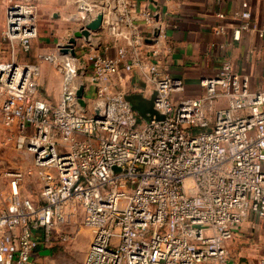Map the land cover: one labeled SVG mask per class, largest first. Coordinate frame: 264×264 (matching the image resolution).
Listing matches in <instances>:
<instances>
[{
	"label": "built area",
	"instance_id": "obj_1",
	"mask_svg": "<svg viewBox=\"0 0 264 264\" xmlns=\"http://www.w3.org/2000/svg\"><path fill=\"white\" fill-rule=\"evenodd\" d=\"M0 1V114L41 179L40 198L33 200L21 192L23 172H9L0 201V264H27L76 209L91 232L82 264H245L230 258L225 243L250 216L264 234V88L252 87L250 74L225 57L200 79V95H182L183 79L159 70L158 56L169 49L166 31L146 8L143 18L152 27L146 59L136 28L130 48L83 51L94 90L85 112L75 96L77 55L58 48L46 54L62 74L60 97L50 103L37 95L38 65L17 56L37 37V5ZM95 8L80 5L79 19ZM232 19L229 41L212 47L233 46L243 32L264 40V18L253 19L250 0L240 2ZM226 25L218 22L214 34ZM134 66L146 72L162 118L142 119L125 92L112 89L111 77ZM98 100L104 105L97 115ZM255 264H264V255Z\"/></svg>",
	"mask_w": 264,
	"mask_h": 264
},
{
	"label": "crops",
	"instance_id": "obj_2",
	"mask_svg": "<svg viewBox=\"0 0 264 264\" xmlns=\"http://www.w3.org/2000/svg\"><path fill=\"white\" fill-rule=\"evenodd\" d=\"M37 5L38 34L32 40L31 49L28 52L35 53L39 67L37 81V95L50 103H55L61 93L62 74L54 61L42 60L45 54H58L56 44L66 41L72 31L81 26L88 18L92 17L98 9L103 11V22L101 28L91 32L90 38L77 40L75 47L80 64V70L76 81L84 82V98L88 101L92 98L94 90L89 84L88 78L91 74V66L87 63L83 51L99 50L115 54L120 47L130 48L129 39L132 28L140 31L145 44L138 49L139 56L146 59L148 47L146 36H150L152 27L147 25L143 18L146 8L156 12V21L161 23L166 31L165 47L158 56L157 63L161 73L181 77L185 88L182 95L198 96L203 92L200 79L216 72L222 58H229L236 70L248 73L251 76V86L264 88V40L254 33L243 32L238 43L226 48L212 47L211 42H228L230 39L232 15L240 7L242 0H31ZM254 20L264 18V0H250ZM96 8L87 12L86 18L81 21L78 13L79 6L95 5ZM3 8V5H2ZM218 12L224 13V18L219 19ZM2 24L4 22V8L2 13ZM225 21L227 29L225 33L216 35L214 26ZM114 26V27H113ZM86 43L90 48L86 47ZM83 45V47H80ZM161 49H164L161 47ZM7 50H4V54ZM21 60V59H20ZM110 85L113 90L125 93L139 92L148 96L151 86L147 83L146 72L139 66H134L131 71L120 69L111 77ZM1 116V114H0ZM2 120V116H1ZM3 122V120H2ZM4 124V123H3ZM5 126V125H4ZM38 199V198H37ZM35 199V200H37ZM253 217V216H252ZM247 219L255 221V217ZM258 222V220H257ZM260 226V224H259ZM261 227V226H260ZM58 228L53 234L59 236ZM56 236V237H57ZM77 240V245L82 241L83 235ZM54 238V237H53ZM52 236L50 240H53ZM91 239V237H90ZM48 241H40L36 246L30 261L27 264H35L45 256L49 250ZM90 243V240H89ZM89 243L83 240L82 247L86 250L81 264L87 252ZM80 244V245H81Z\"/></svg>",
	"mask_w": 264,
	"mask_h": 264
},
{
	"label": "rangeland",
	"instance_id": "obj_3",
	"mask_svg": "<svg viewBox=\"0 0 264 264\" xmlns=\"http://www.w3.org/2000/svg\"><path fill=\"white\" fill-rule=\"evenodd\" d=\"M2 13L3 8L0 1V28ZM85 46L90 48L88 43ZM45 55L41 56L42 60L50 62L44 57ZM20 59L29 62L38 61V57L33 51L25 54L20 53ZM14 170H21L24 174L20 183L21 192L33 200L40 198L41 179L33 165L31 156L15 147L10 132L4 126L0 116V201L4 200L8 194L9 172ZM57 228L60 235H54L53 231L50 233V236L54 238L47 242L49 250L35 264H81L87 247L83 248L81 243L86 240L88 245L91 237V232L82 223L81 211L76 209L70 213L67 220L60 223ZM79 235H81L80 238L83 235L82 241H80L81 245H77ZM225 244L232 260L255 264L256 260L264 255V234L257 219L251 222L247 219L244 220L232 238L228 239Z\"/></svg>",
	"mask_w": 264,
	"mask_h": 264
},
{
	"label": "water",
	"instance_id": "obj_4",
	"mask_svg": "<svg viewBox=\"0 0 264 264\" xmlns=\"http://www.w3.org/2000/svg\"><path fill=\"white\" fill-rule=\"evenodd\" d=\"M156 17V12H155ZM103 22V11L102 9H98L94 12L93 16L88 18L83 24L77 28H75L72 33L68 36L66 41L58 42L56 44V47L58 50L62 53L70 54L71 56L76 55L75 47L77 45V39H85L88 40L90 38L91 32L98 31ZM158 32L157 28L154 29L153 34L156 35ZM84 82L79 81L76 89H75V96L77 99V102L79 103L81 110L85 112L87 110L86 108V99L84 98ZM156 95L155 90L153 89L151 93L148 96H143L141 93H125L124 97L129 102L130 107L136 111L139 117L142 119L149 121L152 116H155L156 118H162L163 115L157 112L153 108V100ZM104 105V102L102 100H98L94 106L93 110L95 114L100 113L101 107Z\"/></svg>",
	"mask_w": 264,
	"mask_h": 264
},
{
	"label": "bare ground",
	"instance_id": "obj_5",
	"mask_svg": "<svg viewBox=\"0 0 264 264\" xmlns=\"http://www.w3.org/2000/svg\"><path fill=\"white\" fill-rule=\"evenodd\" d=\"M69 55V54H68ZM90 231V230H89Z\"/></svg>",
	"mask_w": 264,
	"mask_h": 264
}]
</instances>
